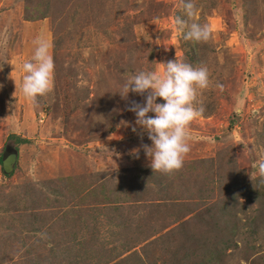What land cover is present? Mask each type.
<instances>
[{
  "label": "rangeland",
  "instance_id": "rangeland-1",
  "mask_svg": "<svg viewBox=\"0 0 264 264\" xmlns=\"http://www.w3.org/2000/svg\"><path fill=\"white\" fill-rule=\"evenodd\" d=\"M194 2L207 43L177 33L180 0H0V155L17 150L8 176L0 165V264H264V0ZM37 37L55 87L33 106L21 66ZM175 59L206 65L212 86L166 175L131 130L144 98L117 92Z\"/></svg>",
  "mask_w": 264,
  "mask_h": 264
},
{
  "label": "clouds",
  "instance_id": "clouds-1",
  "mask_svg": "<svg viewBox=\"0 0 264 264\" xmlns=\"http://www.w3.org/2000/svg\"><path fill=\"white\" fill-rule=\"evenodd\" d=\"M180 7L184 16L174 18L177 33L193 44L209 42L212 30L196 19L197 5L194 0H180ZM33 44L35 47L31 59L21 66L24 75L20 92L26 101L37 106L40 98L54 91L55 64L49 41L37 37ZM161 64L162 73L140 71L129 77L117 93L125 100L129 93L144 98L142 103L133 100L126 107L127 111L135 114L131 130L141 139L147 133L151 145L141 144V148L152 172L171 175L182 169L185 157L191 151L189 129L192 122L205 111L199 97L212 86V82L206 65L193 66L177 59ZM216 87L222 90V85L217 84ZM158 98L163 103H157ZM149 113L154 115L150 116ZM13 151L17 153L16 149L5 147L3 156ZM135 151L138 153L139 149ZM256 168L258 176L264 178V159L259 161Z\"/></svg>",
  "mask_w": 264,
  "mask_h": 264
},
{
  "label": "crops",
  "instance_id": "crops-1",
  "mask_svg": "<svg viewBox=\"0 0 264 264\" xmlns=\"http://www.w3.org/2000/svg\"><path fill=\"white\" fill-rule=\"evenodd\" d=\"M129 162H131L130 160H129V158H128V160H126V166L128 165V164H130ZM92 171V170H91ZM88 191H90V190H88ZM142 191H145V190H142ZM147 192V191H146ZM139 195H141L140 193H138ZM139 197V196H138ZM154 199H156V198H154ZM156 202V206L155 207H153V206H151V207H153V208H158L159 210L162 208V206L163 205H161V201H159V200H156L155 201ZM163 202V201H162ZM155 209V210H156ZM164 216H165V214H164ZM163 235H161V234H159L158 236H155V237H153V238H149V239H151V240H148V242H152V240L154 241V240H156V239H158V238H160V237H162ZM148 242H146V244L148 243ZM134 251H135V249L134 250H132V251H129L128 250V256L129 255H131V254H134V258H139L140 256H141V254H139V252H138V254L137 253H134ZM137 251V250H136ZM82 254H77V253H73L69 258H82Z\"/></svg>",
  "mask_w": 264,
  "mask_h": 264
},
{
  "label": "water",
  "instance_id": "water-1",
  "mask_svg": "<svg viewBox=\"0 0 264 264\" xmlns=\"http://www.w3.org/2000/svg\"><path fill=\"white\" fill-rule=\"evenodd\" d=\"M16 158L17 153L15 151H13L12 153L4 154L1 166L5 174H9L13 170Z\"/></svg>",
  "mask_w": 264,
  "mask_h": 264
},
{
  "label": "trees",
  "instance_id": "trees-1",
  "mask_svg": "<svg viewBox=\"0 0 264 264\" xmlns=\"http://www.w3.org/2000/svg\"><path fill=\"white\" fill-rule=\"evenodd\" d=\"M14 135H11V137H13ZM17 139V143L18 144H25V143H28V140L27 139H22V138H16ZM17 151V150H16ZM2 157L3 155H0V165H2ZM3 172V171H2ZM4 174V173H3ZM4 176H8L6 174H4ZM52 254V253H51ZM134 256V254H131V256Z\"/></svg>",
  "mask_w": 264,
  "mask_h": 264
}]
</instances>
